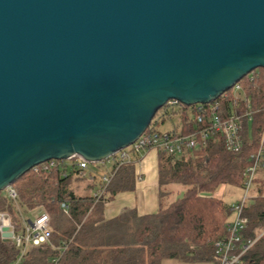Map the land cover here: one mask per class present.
<instances>
[{"label": "water", "instance_id": "1", "mask_svg": "<svg viewBox=\"0 0 264 264\" xmlns=\"http://www.w3.org/2000/svg\"><path fill=\"white\" fill-rule=\"evenodd\" d=\"M260 67L264 0H0V192L107 160L170 100L210 103Z\"/></svg>", "mask_w": 264, "mask_h": 264}, {"label": "trees", "instance_id": "2", "mask_svg": "<svg viewBox=\"0 0 264 264\" xmlns=\"http://www.w3.org/2000/svg\"><path fill=\"white\" fill-rule=\"evenodd\" d=\"M252 73L257 75L251 78ZM238 84L242 93L232 91L235 88L225 93L231 102L238 96L240 110L249 104L253 112L250 120L243 121L241 150H227L222 138L214 136L204 147L179 154L158 152L161 196L173 193L174 190H166L169 185H180L185 191L174 200H161L155 213L140 215L127 210L109 219L102 215L105 203L118 192L131 188L127 179L133 168L130 162L119 168L97 202L93 195L75 191L84 176L79 174L74 161L68 160H55L47 168V163H42L25 173L11 186L16 198L10 196L8 189L1 191L0 213L9 217L15 234L22 233L28 221L34 220L32 215L46 211L51 236L48 242L24 249L14 240L4 238L0 230V264H162L173 258L217 264L213 243L226 235V224L233 211L214 193L221 185L242 190L246 169L252 162L250 155L264 131V68L255 69ZM223 99L221 95L217 100ZM193 107L181 102L177 106L167 104L158 111L147 131L162 132L160 127L175 116L180 119L181 134L193 131ZM166 131L177 133V126ZM96 179L94 176L89 180L97 184ZM257 186L256 195L245 208L246 241L264 231V185L259 176L255 180ZM244 263L264 264V235L252 246Z\"/></svg>", "mask_w": 264, "mask_h": 264}, {"label": "built area", "instance_id": "3", "mask_svg": "<svg viewBox=\"0 0 264 264\" xmlns=\"http://www.w3.org/2000/svg\"><path fill=\"white\" fill-rule=\"evenodd\" d=\"M257 74L252 73L251 78ZM235 93H242L240 84L234 86ZM223 100H214L207 104H194V122L196 127L187 134L181 132L168 131H146L139 139L128 148L118 152L114 156L100 162L101 164L109 163L112 168L104 173L100 178L97 190L94 193V201L97 202L108 188L112 178L119 168L126 162H130L135 155H141L147 150L163 151L168 154H179L186 150H193L207 145L208 141L214 136L222 138L225 148L229 151L239 152L243 146V121L250 120L252 111L247 108L239 109L240 100L238 96L234 100H229L227 93L222 94ZM230 101V102H229ZM180 102L172 99L169 105L177 106ZM247 105V104H246ZM233 108V109H232ZM237 109V110H235ZM251 164L246 169V175L242 187V195L239 202L230 206L235 216L226 224V235L213 243V250L217 264H245V259L256 241L264 235V231L255 239L246 241L244 233L248 228V218L245 215V208L251 198L254 197L255 180L259 173L264 170V131L260 142L254 152L250 155ZM68 161H74L79 174L93 179L94 175L88 172L89 162L79 156H75ZM45 168L53 166L55 160L45 162ZM37 167V166H36ZM12 198L17 194L13 188L8 189ZM63 208L67 205L62 203ZM10 225L9 217L5 213H0V230L2 227ZM13 227V226H12ZM51 236L50 216L46 211L39 213L32 222L29 220L25 225L22 233L15 234L13 230L12 240L18 247L24 249L29 245H40L48 242Z\"/></svg>", "mask_w": 264, "mask_h": 264}, {"label": "crops", "instance_id": "4", "mask_svg": "<svg viewBox=\"0 0 264 264\" xmlns=\"http://www.w3.org/2000/svg\"><path fill=\"white\" fill-rule=\"evenodd\" d=\"M178 120L175 125L177 126V132L182 128L180 119L178 118ZM143 153H141L142 155L133 156V160L130 161L133 168L127 179L130 182L131 188L118 192L112 201L104 204L103 217L107 219L114 218L127 210H135L140 215L155 213L159 209L161 200L162 202H168L177 197L175 190L173 193L168 194V196H161L159 185V153L156 150H147ZM153 176L157 177L156 181H153ZM98 184L97 181V187ZM80 187L82 190H85L87 185L83 187L80 185ZM77 189L75 190L76 192Z\"/></svg>", "mask_w": 264, "mask_h": 264}, {"label": "rangeland", "instance_id": "5", "mask_svg": "<svg viewBox=\"0 0 264 264\" xmlns=\"http://www.w3.org/2000/svg\"><path fill=\"white\" fill-rule=\"evenodd\" d=\"M259 70V69H258ZM232 91H235V89H232ZM161 112V111H160ZM178 117L175 116L174 119L172 121H167L165 124H163L160 129L161 130H168V129H172L174 128V126L177 124L178 122ZM132 150V147L128 148V152H130ZM144 154V153H142ZM141 154V155H142ZM112 168V165L109 163L106 164H101L100 162L98 163H89L88 165V172H91L92 175H94L98 181V179L104 174L106 173L108 170H110ZM157 177L153 176V181H156ZM259 179L260 182L264 185V170L261 171L259 173ZM80 185L86 186L88 184H91V188H86L85 190H82V188H78L77 192L83 194V195H94L95 191L97 190V186L96 183L89 180V176L85 177L84 179H81L79 181ZM260 185V183H259ZM259 188V186L254 188V192L253 195H256V191ZM175 190L178 194H183V192L185 191V188H183L180 185H169L166 186V190ZM263 192H264V186H262ZM216 196L220 197L223 199V201L225 203H227L229 206H232L234 204H236L237 202L240 201L241 199V195H242V190H238L237 188H235L234 186H230V185H221L214 193ZM38 215V213L34 216L32 215V218H35ZM235 216V212L232 214L233 218ZM162 264H206L205 262L202 261H198V262H192L190 260H186V259H179V258H173V259H168V260H164Z\"/></svg>", "mask_w": 264, "mask_h": 264}]
</instances>
